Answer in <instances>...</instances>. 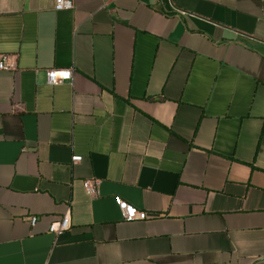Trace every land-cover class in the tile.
Returning a JSON list of instances; mask_svg holds the SVG:
<instances>
[{
	"label": "crops",
	"instance_id": "crops-1",
	"mask_svg": "<svg viewBox=\"0 0 264 264\" xmlns=\"http://www.w3.org/2000/svg\"><path fill=\"white\" fill-rule=\"evenodd\" d=\"M73 3L0 0V264H264V0Z\"/></svg>",
	"mask_w": 264,
	"mask_h": 264
},
{
	"label": "built area",
	"instance_id": "built-area-1",
	"mask_svg": "<svg viewBox=\"0 0 264 264\" xmlns=\"http://www.w3.org/2000/svg\"><path fill=\"white\" fill-rule=\"evenodd\" d=\"M74 8L73 0H55V10H72ZM9 57L5 55H0V72L8 71L12 68V65L9 62ZM74 75L73 69H50L47 71L48 83L50 85H58L66 81H72ZM83 157L76 156L73 157L72 162L77 164L81 163ZM98 185L99 182L96 179H88L84 181L83 186L86 193L91 197H96L98 194ZM119 209L122 213V216L125 221L132 222L136 220H146L149 215L146 211L139 210L125 201L118 200ZM38 221L37 217H32L30 223L32 226H35ZM72 226L71 218L69 214L62 217L58 222L53 223L50 226L49 231L56 236L65 233L70 230Z\"/></svg>",
	"mask_w": 264,
	"mask_h": 264
}]
</instances>
